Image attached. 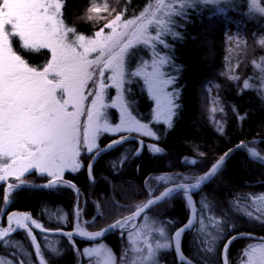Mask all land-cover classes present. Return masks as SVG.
Returning <instances> with one entry per match:
<instances>
[{
  "label": "trees",
  "instance_id": "16d2710c",
  "mask_svg": "<svg viewBox=\"0 0 264 264\" xmlns=\"http://www.w3.org/2000/svg\"><path fill=\"white\" fill-rule=\"evenodd\" d=\"M115 2L114 17L123 13L122 19L127 20L139 16L149 0ZM257 3L264 7V0H257ZM89 6L90 0H66L63 8L65 22L75 27L77 34L87 37L93 36L98 27L102 26L100 23L91 27L83 19ZM185 11L186 15L174 18L173 31L179 35L165 37L169 47L158 45L157 48L161 55L171 57V63L163 71L175 77L174 83L168 87L169 93H178L174 103L179 107L173 109L170 124L153 121V101L139 76L131 78L133 82L123 86V98L129 112L140 123L147 124L159 140L153 139L150 142V139L143 136L130 135L139 137L145 143L139 154L136 153L135 142H124L92 162L88 160V156L80 155L81 168L62 174L63 181L70 182L75 187L44 188L42 185L53 178L32 171L21 177L28 182V186L11 192L9 201L5 202L8 185L13 184L11 181L16 184L17 180H3L0 182L1 226L4 225L7 213L13 211L27 214L45 230L72 231L73 207L77 194L82 219L87 224L88 231H100L118 219L132 215L137 211V205L147 202L150 198L148 185L157 177L174 173H183L189 177L203 175L229 149L241 143L264 150V93L258 92L261 73L253 67V61L264 57V47L257 43L264 36V16L249 12V0H222L219 4H199ZM230 24L234 26V31L245 35L246 45L241 47L237 62L240 79L231 81L223 77L226 83L218 91L224 111L222 131H219L203 120L201 89L205 82L221 70L220 59L224 57ZM13 44L15 50L22 57H27L30 63L36 62L41 54L47 57V51L42 50L40 56L35 58L27 50L20 48L16 38L13 39ZM151 53L150 50L141 48L130 62L131 70L136 69L137 61L141 58L148 60ZM218 75L223 76L220 73ZM250 78L255 87L245 88L244 82ZM108 92L107 97H110L112 89L109 88ZM106 112L111 121L117 119L114 109L108 107ZM119 137H99L98 146L103 147ZM148 142L157 144L163 151L153 154ZM193 160L196 163H190ZM89 163L93 164L91 178L87 167ZM155 189L158 192L154 196H157L164 187L157 186ZM261 195H264V166L251 161L242 150L233 151L216 175L192 195L195 204L193 227L180 238V247L185 256L194 258L204 255L199 252L202 246L200 218L204 216L206 223L207 217L220 220V227L225 229L222 236L217 233L219 238L215 253L207 254L209 264H222L223 244L232 235L242 234L230 244L227 251V259L232 264L239 260L242 250L264 238V223L238 214L233 208L234 202L241 198L242 202L248 203L250 210H254L255 206L244 198ZM205 201L208 208L203 207ZM144 215L153 216L165 229V236H169L170 240L175 230L189 221L191 209L183 193H173L166 202L155 205L137 221ZM151 220L154 222L152 218ZM229 224H235L236 227L230 228ZM208 231L215 232V229L209 227ZM119 232L114 230L99 241L74 240L73 244L60 235L35 231L33 234L41 250L46 252V259L49 246L59 250L60 255L52 264H87L88 259L83 253L93 245H104L114 254L115 264H123L121 257L125 254L127 244ZM10 236L23 242L22 246L27 249L24 254L30 258L31 264H39L25 230ZM15 251L11 247L0 246V256L6 259L12 258ZM155 261L157 264H181L179 253L174 251L173 245L157 249ZM13 264H20L18 257ZM148 264H152V261Z\"/></svg>",
  "mask_w": 264,
  "mask_h": 264
},
{
  "label": "snow or ice",
  "instance_id": "6c2138e0",
  "mask_svg": "<svg viewBox=\"0 0 264 264\" xmlns=\"http://www.w3.org/2000/svg\"><path fill=\"white\" fill-rule=\"evenodd\" d=\"M221 2L222 0H149L139 16L125 20L122 19L123 13L117 14L105 25V28L111 29L110 34L105 35L101 29L95 33V38L88 39L77 34L75 27L65 22L63 8L66 0H0V181L8 176H14L18 181L16 184L8 185L4 196L5 202L9 201L11 192L28 186V182L21 177L30 170L53 177L42 185L44 188L75 187L70 182L63 181L62 174L65 170L77 171L81 168L77 157L80 156L82 149L90 153L96 149L95 155L91 157L94 160L105 148H113L131 138L121 135L118 139L110 141L105 148H101L96 140L103 132H135L159 140L148 125L140 123L131 115L126 103L121 104L120 123L110 124L105 109L116 105L103 103L104 89L115 86L123 90L125 83L133 82L131 78L140 76L159 103L163 86L175 81V77L162 71L171 63V57L167 54L161 55L157 50L158 45L169 47L165 37L179 35L173 31L174 18L186 15L185 10L189 7ZM102 10L107 11V5L105 4L101 9L95 6L93 0V6L88 9V12L98 13ZM249 12L264 16V7L259 6L257 0H249ZM88 19L93 17L89 15ZM7 26H10V30ZM16 37L19 38L21 47L25 50L39 51L41 48L51 50L52 59L43 71L30 67L22 55L13 49L12 43ZM236 43L239 46L246 42L237 38ZM257 43L264 47V36ZM77 47L82 51H77ZM141 48L153 53L151 60L141 58L137 61L136 69L131 70L130 62L138 55ZM92 52H98L95 59L88 58L89 53ZM149 67L150 72L147 71ZM253 67L261 73L258 92L264 93V57H261L259 61H253ZM108 71L111 75H108L106 79L112 84L105 82ZM97 72L99 82L96 84L94 99L85 110L82 108V102L86 99L84 88L88 81L95 82ZM50 75L51 78H49ZM229 79L239 80L240 77L232 74L229 75ZM244 87H255L251 83V78L245 80ZM176 96L178 93L165 94L164 107L158 106L154 112L156 122L163 121L170 124L174 115L173 109L179 107L174 103ZM121 100H123V91ZM69 106L73 109L72 111L68 110ZM215 110L213 108V111ZM85 111L87 120L81 127L79 116ZM220 130L222 131V128ZM237 147L245 148L251 161L264 164V150L249 148L243 143ZM149 150L153 154L163 151L157 144L150 145ZM231 151L221 156L210 171L198 177H189L183 173L157 177V183L165 190L158 196L148 199L147 202L137 205V211L132 216L115 221L108 226V229L88 232L77 227L75 233L69 232L65 235L71 239L73 235L78 234L94 240L101 236L103 231L124 227L145 209L166 202L173 193H183L189 204L195 207L192 203V193L216 175ZM190 163L194 164L196 161L193 160ZM87 167L91 178L93 164L89 163ZM150 195H154L151 190ZM244 200L250 201L255 206L254 210H250L248 203L242 202L241 198H237L234 202V210L249 220L264 223V195L249 196ZM203 207H209L206 201ZM29 220H31V226L26 223ZM9 221L8 228L0 229V246L11 247L16 251L12 258L6 259L0 256V264H13L17 257L20 264H31L30 258L24 256L27 249L22 246L23 242L16 241L10 236L11 233L20 230H26L39 264H52L59 257V250L49 246L46 259V252L41 250L36 236L33 235V228L45 231L36 220L31 219L27 214L13 213L9 216ZM12 221L16 225L15 228L11 227ZM200 224L202 246L199 252L204 253L203 256L187 257L180 247L182 234L193 227L191 219L176 229L168 242L157 243L156 249H166L175 245L181 264H209L207 254L215 253L216 241L219 238L217 233L222 236L225 229L220 227L221 221L214 217H207L206 223V218L201 216ZM209 227L215 229V232L208 231ZM228 227L235 228L236 225L229 224ZM150 230L157 232L160 237L165 236L163 227ZM128 235L131 248L126 249L124 256L121 257L123 264H146L148 261L157 264L156 249L150 245L147 249L148 255L133 256L129 259L130 252H140V249L135 246V239L140 233L130 232ZM241 235H232L223 244L224 264H229L227 251L230 244ZM258 252L260 255L256 256ZM84 254L89 257L93 254L104 255L107 259L103 261V264H115V257L110 249H86ZM97 264L100 262L98 261ZM240 264H264V238H260L259 243L249 244L242 250Z\"/></svg>",
  "mask_w": 264,
  "mask_h": 264
},
{
  "label": "rangeland",
  "instance_id": "374dc122",
  "mask_svg": "<svg viewBox=\"0 0 264 264\" xmlns=\"http://www.w3.org/2000/svg\"><path fill=\"white\" fill-rule=\"evenodd\" d=\"M95 2V6L96 7H100L101 9L104 8L105 4L107 5V11H100L98 13H89L88 10L86 11V13L83 16V19L85 20L86 23H88L91 27L92 25L94 27L98 26L100 23H102L101 28L98 27V29L94 32L93 36H85L86 38L90 39V38H95V33L100 31L101 29H103L104 34L108 35L111 33V29L110 28H105V25L107 23H109V21H111L112 19H114V10H115V0H94ZM93 6V0H90V6L88 7V9L90 7ZM91 15L93 17V19H88V16ZM10 30V26H7ZM94 29V28H93ZM80 35V34H79ZM231 37V39H230ZM237 38L243 40L246 42V37L243 33L238 32V31H234V26L232 24L229 25L228 31H227V35H226V50L224 53V57L223 59H220L221 62V70L219 72H217V74H214L213 77H211L207 82H205V85L203 86V88L201 89V99H202V103H201V112L203 115V120L205 123H209L212 124L214 128L218 129L219 131H221L220 129L222 128V117L224 115V111L219 99V92L221 88H223L224 84L226 83V81L224 80L223 77H226L227 79H229V75L237 74V62H238V58L241 55V47L245 46L246 43H242L239 46H237ZM18 44L21 47V42L19 40L18 37H16ZM74 39V37H73ZM12 47L14 48V44L12 43ZM23 49V48H22ZM42 50L47 51V57L45 58L43 55L44 54H40L42 52ZM231 50V51H230ZM16 51V50H15ZM28 51V50H27ZM77 51H82V49H80L79 47H77ZM32 56H35V58H38L40 56L39 59H37L36 62H32L30 63L27 57H23L26 62L28 63V65L32 68H36L38 71H43L44 67L47 65V63L52 59V53L51 50L48 48H41L39 51H28ZM98 55V52H92L89 53V59H95V57ZM153 53H151L148 57V60H151ZM234 70V72L232 71ZM147 71H151V68L149 67L147 69ZM163 71V69H162ZM223 74V76H219L218 74ZM108 75H111V72L108 71L106 72L105 75V81L107 84H112L111 81H108L106 79V77ZM140 77V76H139ZM51 78V75L50 77ZM143 82L144 79L142 77H140ZM231 81H236V80H232L229 79ZM99 82V75L98 72L96 73V79L95 82L94 81H88V84L85 86L84 88V95L86 97V99L82 102V108H84L85 110L87 109V107H89L91 105L92 99H94V93H95V89H96V84ZM145 84V83H144ZM146 86V85H145ZM170 86V84H167L165 86H163V90L160 93V100L158 103V100L156 97H154L148 90L147 86V92L150 96V98L153 101V115H152V119L154 122V112L155 110H157L158 106L163 108L165 105V94L169 93L168 87ZM109 88L112 89V94H110V97H107L109 94L108 90ZM121 89H118L115 86H111V87H107L106 89H104L103 92V103L106 105H112L113 103H115L116 106L114 107H110L112 109H114L116 111L115 115L117 117L116 120H112L110 119V117L108 116V121L110 124L115 125V124H119L120 120H121V104L125 103L124 98L123 100H121V94H122ZM90 93H92V95H90ZM213 108H215L216 110L213 111ZM222 109V111H221ZM69 111H72L73 109L71 108V106H69L68 108ZM107 111V108L105 109ZM129 111V110H128ZM107 113V112H106ZM79 119L81 121V127L83 125V122H85L87 120V115H86V111L84 113H82L79 116ZM172 120V119H171ZM156 123H161L164 125H169V123H165L163 121L161 122H156ZM143 124V123H142ZM147 125V124H146ZM148 128L150 129V127L148 126ZM151 130V129H150ZM152 131V130H151ZM127 136V135H138V136H143L146 139H150L149 141L151 142V140H153L152 137L144 135L142 133H128V132H121V133H108V132H103L101 134L98 135L96 143L98 145V138L102 137V136ZM149 143V142H148ZM153 143H149L148 147L150 145H152ZM247 147L252 148L253 146H249L247 145ZM96 152V149H93V152H88L86 149H82L81 150V154L80 155H86L88 156V160L90 162H92L93 159H91V157L94 155V153ZM80 157V156H79ZM79 157H77V160L80 159ZM35 170H30L29 172H32ZM67 172H75L72 170H65ZM64 171V172H65ZM26 172V173H29ZM24 173V175L26 174ZM38 173V172H37ZM39 174V173H38ZM43 175H47L46 173ZM48 176V175H47ZM50 177V176H48ZM7 178L9 179H13L16 180L14 176H8ZM6 178V179H7ZM53 178V177H50ZM2 182V181H0ZM14 184V181H11ZM18 183V181L16 182ZM157 186H161L160 184L157 183V180H152L151 183L148 185V189L149 191L151 190L152 193H154V195L158 192L156 191V187ZM163 188V186H162ZM154 195H150V198L153 197ZM79 196L76 194V200H75V205L73 207V213H74V225H73V232H76L77 227L83 228L84 230L88 231L87 229V224H85V222L82 219V209H81V205L78 201ZM149 198V199H150ZM151 218L154 220V222L151 220ZM12 225L14 226V228L16 227L14 221L11 222ZM155 226V227H154ZM162 227L158 221L153 217V216H148V215H144L141 220L138 222H133L127 225H124V227L119 229V233L122 234V236L124 237L127 247H125V249H129L131 248V244L129 242V233H137L139 232L140 235L138 237H136L135 239V246L137 248L140 249L139 253L136 252H130L129 253V259H131L133 256H146L148 255V246L150 245L153 249H156V244L157 243H166L169 241V236H164V237H160L159 234L155 231H151L150 229H154V228H160ZM0 229H4V227H0ZM90 232V231H88ZM97 232V231H95ZM78 235V234H77ZM69 239V243L72 244V239ZM95 248H102V249H107L106 247H104V245H93L91 247H89L88 249H95ZM124 249V250H125ZM157 250V249H156ZM85 253V251H84ZM83 255L85 257H87L88 262L87 264H97V262L99 261L100 264H103V261H105L107 259L106 256L104 255H100V256H96L95 254H93L91 257H89L88 255L84 254ZM26 254H24L25 256ZM260 253H256V256H259ZM27 258V255H26ZM149 262V261H148ZM148 262H146V264H148ZM229 264H232L229 261ZM234 264H240V258L239 260H237Z\"/></svg>",
  "mask_w": 264,
  "mask_h": 264
},
{
  "label": "water",
  "instance_id": "95a60500",
  "mask_svg": "<svg viewBox=\"0 0 264 264\" xmlns=\"http://www.w3.org/2000/svg\"><path fill=\"white\" fill-rule=\"evenodd\" d=\"M129 137H131V138H129V139H127L126 141H124V142H135L136 144H137V149H136V153L137 154H139L141 151H142V149H143V147H144V142H143V140L142 139H140L139 137H136V136H129ZM123 142V143H124ZM142 142V143H141ZM108 145V144H107ZM120 145V144H119ZM119 145H116L115 147H113V148H105V146L104 147H102V148H105V150L103 151V152H101V154L100 155H98V156H96V158H95V160H97L100 156H102V155H104V154H106L107 152H109L110 150H112V149H114V148H116L117 146H119ZM239 145H241V144H239ZM238 145H236L235 147H233V148H231V149H229V150H232L231 152H230V154L233 152V151H235V150H242L243 152H245L246 153V155H247V157L249 158V156H248V153H247V151L245 150V148H243V147H237ZM229 150L226 152V153H229ZM229 154V155H230ZM228 155V156H229ZM228 156H227V158H228ZM226 158V159H227ZM225 159V160H226ZM225 160H224V162H225ZM217 162V161H216ZM215 162V163H216ZM223 162V163H224ZM214 163V164H215ZM259 164H261V163H259ZM261 165H263L264 166V164H261ZM213 166V165H212ZM212 168V167H211ZM211 168L208 170V171H210L211 170ZM207 171V172H208ZM206 172V173H207ZM212 178V177H211ZM210 178V179H211ZM209 179V180H210ZM208 180V181H209ZM208 181H206L203 185H201V187L199 188V189H196L193 193H192V195L193 194H195L196 192H198ZM165 190V189H164ZM163 190V191H164ZM162 191V192H163ZM192 203H193V200H192ZM194 204V203H193ZM155 206V205H154ZM154 206H151V208L152 207H154ZM190 206H191V217H190V219L192 220V222H193V220H194V215H195V207H192V204H190ZM150 208V209H151ZM149 209H145L144 210V212H142V213H140V215H138V216H136L134 219H132V220H130L129 222H131V221H135V220H137L143 213H145L146 211H148ZM13 213H15V212H11V213H8L6 216H5V219H4V222H5V228H8L9 227V216H11ZM17 214H23V213H17ZM133 215V214H132ZM132 215H130V216H132ZM129 217V216H128ZM123 219V218H122ZM122 219H118V220H122ZM128 222V223H129ZM26 223L27 224H29L28 223V221H26ZM114 223V222H113ZM112 223V224H113ZM30 226H31V224H29ZM111 225V224H110ZM109 226V225H108ZM108 226L107 227H105L104 229H108ZM116 229H118V228H115V229H112V230H108V231H103L102 232V235L101 236H98V237H96L94 240H90V239H88V238H85V237H81V236H79V235H77V234H75V235H73V237L71 238V239H73V240H83V241H92V242H94V241H99V240H102L103 238H105L106 236H108V235H110V234H112L113 233V231L114 230H116ZM32 231H35V232H39V233H42V234H49V235H60V236H64V237H68L67 235H65V233H69V232H71V231H63V230H57V231H48V230H45V231H41L40 229H36V228H33L32 229ZM74 233V232H73ZM174 235V234H173ZM69 238V237H68ZM173 248H174V251L176 252V253H178L177 252V250H176V247H175V245H173ZM222 264H224V258L222 257Z\"/></svg>",
  "mask_w": 264,
  "mask_h": 264
},
{
  "label": "bare ground",
  "instance_id": "6f19581e",
  "mask_svg": "<svg viewBox=\"0 0 264 264\" xmlns=\"http://www.w3.org/2000/svg\"><path fill=\"white\" fill-rule=\"evenodd\" d=\"M28 223L31 224V220H29Z\"/></svg>",
  "mask_w": 264,
  "mask_h": 264
}]
</instances>
